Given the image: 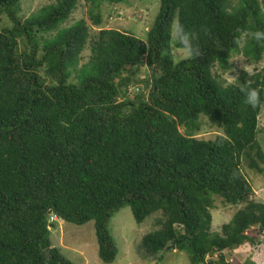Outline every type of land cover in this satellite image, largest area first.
<instances>
[{
	"label": "trees",
	"instance_id": "trees-1",
	"mask_svg": "<svg viewBox=\"0 0 264 264\" xmlns=\"http://www.w3.org/2000/svg\"><path fill=\"white\" fill-rule=\"evenodd\" d=\"M104 1L123 0H85L88 20H72L79 0L30 15L22 0H0V264H74L53 245L52 216L92 221L98 256L113 264L109 223L125 206L137 223L163 213L141 238L154 259L185 250L192 264H234L231 252L250 253L264 238V201L242 161L264 174L252 156L264 163V66L230 83L222 75L237 54L263 60L264 0H160L146 38L104 27ZM174 21L175 46L189 51L178 61ZM241 87L257 90L254 104ZM202 115L222 133L195 136ZM215 197L239 206L220 232L211 231Z\"/></svg>",
	"mask_w": 264,
	"mask_h": 264
},
{
	"label": "rangeland",
	"instance_id": "rangeland-1",
	"mask_svg": "<svg viewBox=\"0 0 264 264\" xmlns=\"http://www.w3.org/2000/svg\"><path fill=\"white\" fill-rule=\"evenodd\" d=\"M54 0H22V12L26 15L38 11L42 6L53 2ZM235 2L237 0H234ZM88 5L85 0H79V7L72 14V20L78 17H85L88 20ZM101 14L103 17V26L125 30L140 38H146L147 30L152 26L160 10V0H123L120 3L102 2ZM7 17L2 15L1 24L7 25ZM176 21L171 26V53L175 61L189 55V51L183 48H177ZM264 66V58L258 63L249 62L241 54L233 58V67L227 71L222 78L227 82H234L240 75V71L245 69L253 72L255 67ZM145 70H143L144 72ZM144 75V74H143ZM132 89L134 87H131ZM136 91V89H133ZM201 116V129L195 133V136L201 138H213L222 133V128L211 122L208 118ZM257 141L264 152V107L262 108L259 129L257 132ZM252 156L258 161L264 169V163L256 155V150L252 151ZM243 171L247 176L252 188L255 191L254 198L264 201V174L250 167V158L243 156ZM239 206L225 204L221 198L215 197V208L212 212L211 231L220 232L222 224L229 222ZM56 217V216H55ZM164 220L161 211L152 214L146 221L137 223L133 217L131 208L125 206L115 212L111 217L109 227L118 247V255L113 264H192L189 252L176 250L167 254L162 261L154 259L153 256L145 252L141 245L142 236L152 230L161 227V221ZM55 226H51V240L54 246L61 249L64 255L74 264H102L98 256V244L95 235L93 222L83 225L62 222L55 218ZM53 222V221H51ZM260 249V250H259ZM262 249V250H261ZM259 250V251H258ZM251 253V254H250ZM243 252L228 255L234 264L240 260L243 262L246 258L256 259V255L261 261L264 259V238L262 244L252 252ZM233 254V255H232ZM218 259V254H214L208 259ZM223 264V263H219Z\"/></svg>",
	"mask_w": 264,
	"mask_h": 264
},
{
	"label": "clouds",
	"instance_id": "clouds-1",
	"mask_svg": "<svg viewBox=\"0 0 264 264\" xmlns=\"http://www.w3.org/2000/svg\"><path fill=\"white\" fill-rule=\"evenodd\" d=\"M257 36V39H264V34H261V33H257L256 34ZM181 42L184 44V46L186 48H188L190 51H195L193 48H192V45H191V42L190 40L188 39L187 36H183L182 39H181ZM246 83V82H245ZM240 91L244 94L245 98H246V101L249 103V104H254L258 98V92L256 89L254 88H251V87H241L240 88Z\"/></svg>",
	"mask_w": 264,
	"mask_h": 264
},
{
	"label": "crops",
	"instance_id": "crops-1",
	"mask_svg": "<svg viewBox=\"0 0 264 264\" xmlns=\"http://www.w3.org/2000/svg\"><path fill=\"white\" fill-rule=\"evenodd\" d=\"M262 250V249H261ZM258 255H260V253L258 254ZM258 255H256V258H257V260H260V257L258 256ZM264 258V257H263ZM263 261H264V259H262ZM261 260V261H262Z\"/></svg>",
	"mask_w": 264,
	"mask_h": 264
},
{
	"label": "built area",
	"instance_id": "built-area-1",
	"mask_svg": "<svg viewBox=\"0 0 264 264\" xmlns=\"http://www.w3.org/2000/svg\"><path fill=\"white\" fill-rule=\"evenodd\" d=\"M55 216H52L51 218H50V221H54L55 220Z\"/></svg>",
	"mask_w": 264,
	"mask_h": 264
}]
</instances>
